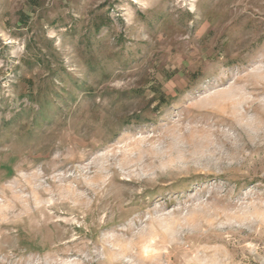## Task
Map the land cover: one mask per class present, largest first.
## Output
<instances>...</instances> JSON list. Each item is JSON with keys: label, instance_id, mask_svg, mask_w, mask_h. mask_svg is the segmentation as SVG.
I'll use <instances>...</instances> for the list:
<instances>
[{"label": "rangeland", "instance_id": "1", "mask_svg": "<svg viewBox=\"0 0 264 264\" xmlns=\"http://www.w3.org/2000/svg\"><path fill=\"white\" fill-rule=\"evenodd\" d=\"M0 264H264V0H0Z\"/></svg>", "mask_w": 264, "mask_h": 264}]
</instances>
